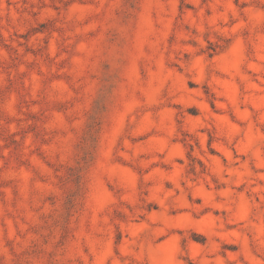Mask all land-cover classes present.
<instances>
[{
    "label": "rangeland",
    "instance_id": "1",
    "mask_svg": "<svg viewBox=\"0 0 264 264\" xmlns=\"http://www.w3.org/2000/svg\"><path fill=\"white\" fill-rule=\"evenodd\" d=\"M0 264H264V0H0Z\"/></svg>",
    "mask_w": 264,
    "mask_h": 264
}]
</instances>
